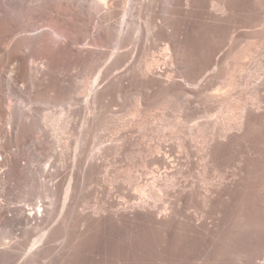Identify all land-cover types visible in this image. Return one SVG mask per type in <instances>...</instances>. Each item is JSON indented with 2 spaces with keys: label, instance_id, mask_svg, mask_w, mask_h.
<instances>
[{
  "label": "rangeland",
  "instance_id": "1",
  "mask_svg": "<svg viewBox=\"0 0 264 264\" xmlns=\"http://www.w3.org/2000/svg\"><path fill=\"white\" fill-rule=\"evenodd\" d=\"M214 1L229 7L235 4L236 9L233 14H223L209 7L208 0H202L199 6L175 13L172 27L129 31V35L138 37L137 44L133 39L120 44L116 28L102 30L105 41L99 45V54L95 57L99 62L93 59L89 65L87 81L91 80V71H94L95 75H102L104 84H109L131 68L148 71L152 81L146 84L139 75L127 76L121 89L110 90L104 99L102 121L89 136L79 137L81 116L76 113L71 130L62 135L60 141L53 140L48 149L45 150L42 143H25L24 152L19 153L21 166L37 172L49 169L58 188L59 194L53 198L55 215L43 232L49 234L59 228L61 212L70 203L63 205V188L75 167L86 173V179H83L81 191L74 189L73 195L77 197L72 196L70 201L78 213L88 217V222L79 225L77 235L81 234V237L74 247L69 248L65 235L56 233L46 242L42 240L37 244V247H43L44 255L38 261L30 262L27 256L11 255L7 262L0 264L217 263L212 235L224 224H229L228 219L219 221L218 212H225L226 207L217 210L216 216L212 215L216 217L214 229L206 227L200 233L197 228L198 202L196 199L189 201L180 192L198 183L202 153L213 149L212 129L229 120L232 111L228 107L232 100L240 96L239 100L245 101L250 92L247 84L253 79V83L262 80L264 21L257 22V17H252L257 13L263 15L264 2L251 17L246 4L256 0ZM254 25L255 31L251 28ZM219 29L225 34L234 30L232 42L221 47V62L222 66H235L236 71L209 74L213 68L210 67L207 76L189 86L184 76L190 74L181 72L180 62L195 68L187 59V50L181 49L180 45H198L210 54L214 46L211 35ZM86 32L88 35L95 31L87 29ZM86 32L82 31L85 38ZM87 42L92 44V40ZM259 44L263 45L262 53L257 51ZM243 48L248 49L247 57L242 55ZM164 49L167 50L164 52ZM117 51L123 59L118 65L115 63ZM230 79L236 81L237 86L230 87ZM177 85L181 90H177ZM221 86L223 89L218 92L216 88ZM166 89H169L168 94ZM184 93L192 97L187 98ZM57 108L54 111L58 113ZM248 130L252 139L259 136L262 131L259 121L252 123ZM56 153L61 159L55 157ZM95 155L100 156V162L92 166L89 158ZM5 171L0 157V172ZM154 176L164 177V183L175 186L174 191L168 187V194L162 192V198L156 196L144 203L137 187H147ZM26 185V182L21 183L14 192L10 190L2 198L1 212L10 210L9 203H25ZM233 194L230 198L236 197L235 202L240 194ZM109 206L111 213L104 214L99 210ZM71 225L74 226V222L71 221ZM219 225H222L220 229ZM7 227L10 238L2 240L3 243L12 242L19 236L17 227L11 224Z\"/></svg>",
  "mask_w": 264,
  "mask_h": 264
},
{
  "label": "bare ground",
  "instance_id": "2",
  "mask_svg": "<svg viewBox=\"0 0 264 264\" xmlns=\"http://www.w3.org/2000/svg\"><path fill=\"white\" fill-rule=\"evenodd\" d=\"M208 2L209 7L223 14L236 9L235 4L229 7L219 1ZM263 2H248V14L255 15ZM201 3L202 0H0V157L6 166V171L0 172V209L2 198L10 190L14 192L23 182L27 183L28 189L25 203H9V211H0V263L7 262L11 255L27 256L30 262L38 261L44 255L43 247H37V244L42 240L46 242L56 233L65 235L69 248L74 247L81 237V234L77 235L79 225L88 222V217L78 213L70 201L75 195L74 189L81 191L83 179H86V173L75 167L73 172L76 173L71 172L63 188V205L70 203L61 212L59 228L49 234L43 232L55 215L53 198L58 196V188L49 169L37 172L21 166L19 153L24 152L25 143H42L44 149H48L53 140L60 141L61 136L71 130L76 113L81 116L79 137L89 136L102 121L104 99L110 90L121 89L127 76L139 75L146 84L152 81L148 71L136 68L109 84H104L101 74L95 75L91 71V80L87 81L89 65L93 59L99 62L95 57L99 54V45L105 41L102 30L116 28L120 44L131 39L137 44L138 37L129 35V31L167 29L174 25L175 13ZM257 14L252 18L257 17V22L264 21V10L263 15ZM251 28L255 31L256 25ZM87 29L95 32L87 35ZM171 30L175 35L173 28ZM82 31L86 32V38ZM233 34L234 30L226 34L220 29L214 32L210 54L198 45H180L181 49L187 50V59L195 68L180 62L181 72L190 74L184 76L189 86L207 76L210 67L213 68L209 74L236 71L235 66H222L221 62V47L232 42ZM88 39L92 44L87 42ZM261 45L256 47L257 51L261 52L264 47ZM247 50L241 49L245 57L249 55ZM262 52L264 54V50ZM122 61L117 51L115 63L118 65ZM260 80L245 83L250 86L245 101L239 100L240 96L232 100L228 107L232 111L229 120L212 129L213 149L202 153L198 183L180 192L189 201L196 199L198 202L197 228L200 233L206 227L216 226L215 213L226 207L225 212H218L219 221L228 219L229 224L222 228L219 225L221 229L216 228L219 231L212 235L213 239L209 238L214 242L216 264H264V75ZM229 81L230 87L237 86L236 81ZM177 87L181 90L179 85ZM222 89V86L216 88L218 92ZM166 90L167 93L169 89ZM184 95L192 97L187 93ZM55 107H58V113ZM209 110L206 109V115ZM258 121L262 131L258 138L253 136L255 139H252L248 129ZM55 157L61 159L59 153ZM99 158L91 156L90 164L96 166ZM164 180V177L154 176L146 188L137 187L144 203L150 198L161 197L162 192L168 194V187L174 191L175 186H169ZM234 192L240 196L235 202L236 197H231L232 203L230 196ZM99 210L108 214L111 206ZM9 224L17 227L19 236L12 242L3 243L2 240L9 237ZM34 236L37 237L32 240Z\"/></svg>",
  "mask_w": 264,
  "mask_h": 264
}]
</instances>
